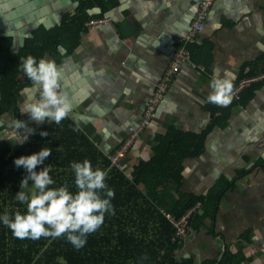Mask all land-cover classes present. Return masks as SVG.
Instances as JSON below:
<instances>
[{
  "label": "crops",
  "instance_id": "crops-1",
  "mask_svg": "<svg viewBox=\"0 0 264 264\" xmlns=\"http://www.w3.org/2000/svg\"><path fill=\"white\" fill-rule=\"evenodd\" d=\"M201 0H117L103 16L111 21L87 27L76 50L59 46L43 58L55 60L60 84L71 100L72 112L90 138L108 154L142 123L147 104L175 51L190 30ZM81 0H0V36L14 37L17 52L39 27L61 26L66 17L79 13ZM95 9V10H94ZM13 13H16L13 14ZM102 13L99 7L89 15ZM23 18V19H22ZM25 21V22H24ZM14 24L11 28L8 25ZM10 30L14 34H5ZM191 45L194 62L182 66L156 111L153 123L130 150L128 170L153 156L157 134L175 125L200 132L211 121L205 106L213 76L239 81L242 68L264 53V0H216L203 31ZM16 98L18 114L0 116V143L18 146L37 124L22 109L39 98V87L29 78L20 81ZM1 99V93H0ZM76 110V111H75ZM15 120L26 127L16 129ZM264 85L258 87L246 107L235 106L224 126L209 132L204 152L183 163L182 194L197 198L222 191L215 216L204 203L190 221L177 251V260L193 264H217L224 250L245 255L243 264H264ZM197 204V203H196ZM212 204H214L212 200Z\"/></svg>",
  "mask_w": 264,
  "mask_h": 264
},
{
  "label": "trees",
  "instance_id": "trees-1",
  "mask_svg": "<svg viewBox=\"0 0 264 264\" xmlns=\"http://www.w3.org/2000/svg\"><path fill=\"white\" fill-rule=\"evenodd\" d=\"M117 4V0H81L78 15L63 20L61 26L39 27L26 38L17 52L12 51V36H0V116L10 110L18 114L16 98L21 88V78L27 76L21 70L20 59L32 55L37 60L46 53H56L63 45L76 50L86 23L93 17H103ZM99 7L102 13L89 15ZM193 43V42H192ZM190 43L193 53L194 45ZM249 73L245 74V70ZM264 72V53L254 62L242 68L239 79ZM238 79V80H239ZM255 84L240 95V99L228 107L205 106L211 121L200 132L186 131L175 125L166 133L157 134V145L153 156L140 160L132 170H119L111 165L107 154L90 138L77 123L67 118L57 125L54 122L32 130L21 143L12 147V142L0 143V216L5 212L11 216L22 213L26 206L15 199L20 183L27 175L23 167L17 168L14 160L31 155L42 148H50L51 155L36 171L51 165L50 176L55 181L52 187L67 183L69 190L76 192L72 162L88 159L93 168L108 171L106 183L114 190L111 203L114 214H106L103 225L87 236L84 247L77 250L65 237L18 239L0 221V264H193L192 260L178 262L177 251L182 240L167 214L181 217L191 206L204 203L206 214L214 217L222 191L210 192L207 197L197 198L182 194V172L184 160L201 155L209 132L215 125L224 126L235 106L246 107L258 87ZM41 132H47L42 136ZM24 141V142H23ZM212 200L214 204H212ZM196 213L190 221H193ZM146 257V258H145ZM245 255L224 250L217 264H243Z\"/></svg>",
  "mask_w": 264,
  "mask_h": 264
},
{
  "label": "clouds",
  "instance_id": "clouds-1",
  "mask_svg": "<svg viewBox=\"0 0 264 264\" xmlns=\"http://www.w3.org/2000/svg\"><path fill=\"white\" fill-rule=\"evenodd\" d=\"M19 66L39 87V98L27 103L21 113L29 115L37 124L45 120L61 124L71 114L73 105L59 82L61 71L55 60L46 57L37 60L28 55L20 59ZM209 87L207 102L220 106L231 102L234 88L231 79L213 76ZM14 126L16 129L26 127L21 120H15ZM73 130H79L78 123ZM41 135L47 136L48 133L41 132ZM24 137L26 141L27 136ZM51 152L50 148H42L37 153L14 160L17 168L23 167L27 172L20 183V191L15 194V199L26 206V211L17 210L11 216L5 212L0 221L18 239L65 237L79 250L85 246L87 236L103 225L106 214H114L111 200L115 193L106 183L108 171L93 168L88 159L70 165L76 192L70 191L67 183L52 187L55 181L50 176L51 165L36 171ZM29 181H32L31 185Z\"/></svg>",
  "mask_w": 264,
  "mask_h": 264
},
{
  "label": "built area",
  "instance_id": "built-area-1",
  "mask_svg": "<svg viewBox=\"0 0 264 264\" xmlns=\"http://www.w3.org/2000/svg\"><path fill=\"white\" fill-rule=\"evenodd\" d=\"M215 2L216 0H201L199 2L197 13L192 22L191 28L183 37L180 47H178L173 55L170 67L163 75L156 91L150 98L141 125L139 127H132L130 135L126 137L116 149L107 154V157L113 167L122 171L128 170L129 164L126 162V159L129 157L130 150L136 141L142 136L145 129L153 123L156 117L157 108L165 98L174 77L179 73L181 67L191 65L193 69L198 68L203 70L201 65L194 62L192 50L190 49L189 44L194 42L200 32L204 30L206 21ZM110 21V17H93L87 21L86 26L96 27L108 24ZM248 73L249 69L247 68L245 70V74ZM262 82H264V72L239 79L233 88L232 97L234 100L238 101L243 91ZM258 143L264 146V135L259 139ZM201 205L202 203L198 202L196 205L191 206L183 215H181V217L167 214L168 218L177 229V235L181 239L186 236L190 219L200 209Z\"/></svg>",
  "mask_w": 264,
  "mask_h": 264
},
{
  "label": "water",
  "instance_id": "water-1",
  "mask_svg": "<svg viewBox=\"0 0 264 264\" xmlns=\"http://www.w3.org/2000/svg\"><path fill=\"white\" fill-rule=\"evenodd\" d=\"M95 10V9H94ZM13 14H15L16 15V13H13ZM103 17H109V16H103ZM23 19V18H22ZM25 22V21H24ZM9 27H13L14 26V24H10V25H8ZM5 34H10V35H12V34H14L13 32H11L10 30H6V32H5ZM25 35H21L19 32L15 35V37H14V43H13V46H15V40H16V38H18V41L20 42V44H22L23 43V37H24ZM76 111V110H75ZM76 114H74L73 112H71V114H70V117H73V118H75L76 116H75Z\"/></svg>",
  "mask_w": 264,
  "mask_h": 264
},
{
  "label": "rangeland",
  "instance_id": "rangeland-1",
  "mask_svg": "<svg viewBox=\"0 0 264 264\" xmlns=\"http://www.w3.org/2000/svg\"><path fill=\"white\" fill-rule=\"evenodd\" d=\"M132 127H134V126H132ZM132 127H131V128H132ZM31 184H32V181H29V185H31ZM19 191H20V190H19Z\"/></svg>",
  "mask_w": 264,
  "mask_h": 264
}]
</instances>
